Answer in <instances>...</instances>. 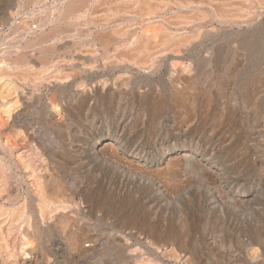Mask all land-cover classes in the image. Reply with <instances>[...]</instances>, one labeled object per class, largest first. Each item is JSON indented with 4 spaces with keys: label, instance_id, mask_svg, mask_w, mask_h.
Here are the masks:
<instances>
[{
    "label": "bare ground",
    "instance_id": "6f19581e",
    "mask_svg": "<svg viewBox=\"0 0 264 264\" xmlns=\"http://www.w3.org/2000/svg\"><path fill=\"white\" fill-rule=\"evenodd\" d=\"M0 3V264L43 263L40 249L52 250L55 236L77 261L105 264V254L131 237L152 250L136 255L130 247V264H198L192 239L200 221L180 213L177 224L161 214L169 199L186 194L188 172L202 178L206 226L246 236L240 223L222 217L236 205L221 177L193 164L183 170L184 160L166 152L160 165L159 154L143 163L121 145L126 129L139 125L132 113L149 114L154 125L168 106L184 114V124L198 110L212 116L230 110L227 98L213 96H224L228 77L238 74L237 49L264 44V0ZM254 36L258 42L250 43ZM255 86L238 88L241 97L252 98ZM104 166L115 177L107 184ZM134 195L151 200L148 211ZM159 197L167 200L164 206ZM84 214L89 226L81 224ZM98 222L111 230L100 231ZM248 255L229 256L227 263L263 264L261 255ZM45 258V264H57Z\"/></svg>",
    "mask_w": 264,
    "mask_h": 264
},
{
    "label": "rangeland",
    "instance_id": "374dc122",
    "mask_svg": "<svg viewBox=\"0 0 264 264\" xmlns=\"http://www.w3.org/2000/svg\"><path fill=\"white\" fill-rule=\"evenodd\" d=\"M250 39V43L258 42V36L251 37ZM239 40L240 38L238 39V41ZM248 46L249 45L239 47L236 51L238 52V61L236 60L235 64L239 68V71L238 74H232L233 77H228V81H231L228 83L227 86L229 91L224 96H221L219 94H215V96H213L215 101H225V99L227 98L228 100L226 99V102L228 103L230 110L224 111L222 113H217L215 114L216 116H212L213 114L207 115L206 111L202 112L198 110V112L196 111L193 113V117L191 116L190 119H186L188 121L184 124V114L177 111L176 109L173 110L172 107L169 108L168 106V108H166L164 112L166 115L163 113L160 114V122L157 121L156 123H154V125L149 120V114H144L143 112L140 114L137 112L136 114L132 113L130 116L137 119L136 122L137 124H139L137 127L138 129L127 128L126 132L124 133V135H126V139L124 140V142H122L121 145L122 149L127 153L129 157L136 158L139 161H141L142 159L143 163L151 161V159L156 154H159L157 155V157L159 156L160 165V158L161 156H163L162 152H166L164 154L168 155L169 158L177 157L179 158V160H184L183 162L185 163L183 170L185 168L186 170L189 169L190 166H192L191 164L196 165L197 167L199 166L198 169L200 171L201 168L202 173L205 172L209 175L216 174L218 175L217 178L221 177L220 179L226 183L229 190L231 191V195H234V199L232 198L233 200H231V203H233L235 200L236 203L234 202V204L236 206H230L228 209H226V212L222 214V217L225 220L229 219L230 222L232 221L235 224H241V229L245 230V234H247L245 237H238V239L234 236L231 237V235H229L231 238L230 239L228 236L229 233H225V228L224 230H222L224 232H221V229H219L215 225L206 226L207 224H205V220H207L209 212L206 211L207 209H205V206L209 202V200L206 195V191L202 190V188L200 187V180L202 178L199 176L198 173H194L195 175H192V172H188L189 179H191L190 181L192 184L190 183L191 187H186V192H182L188 194H182L181 197L177 196L176 198L169 199L168 203H170L167 204V206L165 205L166 208L163 209V212H161V214L164 213L163 215L166 216L164 217L165 219L174 218L175 222H178V216H180V213H191L193 216H195L197 220L200 221H197V225L195 226L198 229H196L195 227V230L193 229L195 236L192 239V245H194L193 247L194 249H196L193 250L195 251L194 258L195 261L198 259V264L200 262V264H228L227 258L229 256L235 257L236 255H243L242 257L246 258L247 256H249L248 254L252 252L261 255L262 262L264 264V44L259 43V45L252 44L251 46ZM251 79L253 80L251 81ZM250 82L255 83L256 86L254 87V90L257 92H254V95L252 94V98L245 100L241 97V92L240 90H238V88H243L244 86H246L247 83ZM258 84L260 86H258ZM232 92L236 95H234ZM165 103L167 105L171 104V100L169 99V97H166ZM195 113H197L196 116ZM195 122L197 123V125ZM186 161L189 164V166L187 167ZM199 163L202 166H200ZM104 167L103 169L104 171H106L109 177L104 178V173L102 175V178H104V182L105 184H107L110 182H106L107 178L110 179L111 177H113L115 179V177L113 171L108 166ZM202 167L204 168L202 169ZM75 174V171H73L70 175ZM60 177H64L65 179V176H63L61 173ZM18 182L23 183L21 179H19ZM116 183L119 184L118 181H116ZM25 187L26 186L24 185L23 188L25 189ZM199 190H202L201 193H203V196ZM71 192L73 193V191ZM133 193L136 194L135 192ZM127 194H129V192ZM134 197L136 200H138L142 207L146 205L144 207L145 211L149 210V205H151L149 202L151 200L146 201L142 196H138V198L136 195H134ZM247 198L250 199L251 204H244L241 202L243 201L241 199L247 200ZM160 201L162 204L160 203ZM165 202H167V200L162 197H159L160 206H164ZM82 216H84V218ZM80 218L81 220H83L81 222L82 225H85V223H87L86 225L89 226V219L86 214L81 215ZM251 222H254L252 223L253 226L250 225ZM97 227L100 231L108 229L105 233H108L111 230L109 229L110 226L105 224L104 227L100 222L97 223ZM219 232H221L222 235ZM212 233H216L215 237L217 239L214 238V236L210 235ZM217 233L221 236L217 235ZM258 233L259 236L261 235L260 237L262 239L260 247L258 244H255L256 235ZM105 236L106 234H104V237ZM226 237H228L229 239ZM61 239V237H54V242H52L54 246H52V250L40 249V252L42 253H40L39 259L41 258V256L43 258V263L41 264H45L44 260L46 259V256L50 258L53 257L52 259H55L57 264H64L65 262L70 261V258L73 259L75 264H93L86 261L85 259L77 261L78 257L74 258L70 255V252L67 251L68 247L66 243L63 241V239ZM119 243V246H116L114 248L116 249V252L111 251L110 253L105 254V257L102 259L103 263L130 264L133 262V256L130 252V247L131 249H137L135 251L136 255H138L139 253L142 255H146L152 248L148 243H138L134 238L131 237H127L126 242L121 241ZM25 257L27 259L31 258L29 257V255L26 256V254ZM225 259L226 261H224ZM119 260H121L122 263H117V261Z\"/></svg>",
    "mask_w": 264,
    "mask_h": 264
}]
</instances>
